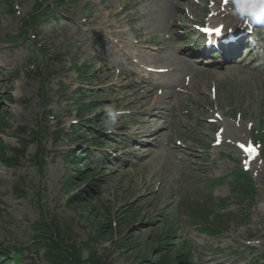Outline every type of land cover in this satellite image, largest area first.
Wrapping results in <instances>:
<instances>
[{
    "label": "rangeland",
    "instance_id": "1",
    "mask_svg": "<svg viewBox=\"0 0 264 264\" xmlns=\"http://www.w3.org/2000/svg\"><path fill=\"white\" fill-rule=\"evenodd\" d=\"M54 1L57 2L0 0V144L6 158L13 157L16 148H25V157L20 158L16 167L7 168L0 163V242L21 250V264H44L42 253H35L34 239L35 224L42 218L36 203L39 193L44 218L57 216L62 225L71 228L79 242L93 236L90 223L103 224L104 216L115 230L120 225L121 235L116 232L112 239L98 243L100 253L103 249L112 252L111 264H138L139 255L151 245L155 235L163 234L171 226L172 220L176 246L189 249L194 264H248L264 249V162L260 155L246 164L240 148L251 141L258 152L260 145L254 139L260 136L264 139V74L260 69L240 66L189 76L188 68L183 66L182 71L191 80L188 84L185 80L184 88L173 96L174 91L167 87H164L166 93L164 88L152 84L149 88H133L134 78L127 70L128 67L140 71L150 66L166 69L164 63L171 61L163 55L174 47L172 37L176 38V45L181 44L176 37V22L197 19L196 11L203 18L213 11L226 17L231 8L229 0H224L228 2L226 6L223 0H172L173 10L177 6L180 10L164 13L152 0H79L80 5H90L93 17L84 20L80 8L70 9V12L60 9L62 13L44 19L38 29H29L25 34L22 21L34 6L41 3L46 9ZM120 9L122 12L115 16ZM57 17L63 20L56 21ZM101 18L107 23L100 24ZM134 38L143 43L128 46V41ZM106 39L123 46L120 56H110L109 52L114 49L107 43L104 44L110 48H104L102 41ZM102 49L105 51L100 52ZM94 56L97 58L91 59ZM115 60L120 65L111 68ZM219 60H210L209 65ZM80 64L85 68L78 72L76 68ZM177 67L175 63L168 69ZM37 70L45 78L43 82L33 75ZM175 71L178 73L168 76L170 80H176L182 73L179 68ZM86 72L90 79L82 80L78 74ZM78 88L98 95L96 98L100 101L97 100L94 107H100L99 102H103L101 108L93 110L88 117L100 115L99 133L95 132L92 139L106 144L109 153H116L118 146L110 140L107 142L109 134L114 141L125 136L138 140V133L165 125L168 127L163 134L169 133V139H164L150 155L147 149L135 146L132 141V148L123 149L120 154L128 159L121 167L113 168L115 174H111L103 169L106 166L96 171L98 155L91 152L94 148L89 147L87 152L84 144L81 148L66 142L52 145L49 138H42L40 143L49 157L42 164L41 173H37L31 162L36 145L27 144L34 124L45 120L43 125L50 132L55 129L69 132V125L76 120L72 107ZM151 89L163 99L153 97L155 92L150 94ZM110 104L123 109L126 120L118 117L115 131L108 133L103 130V109ZM143 104L146 110L157 105L165 108L166 121L143 127L142 121L147 118L142 114ZM161 112L163 109H158L157 114ZM20 129L25 130L23 134ZM216 137L220 138V143ZM70 150L88 156L84 157L88 166L82 171L88 178L94 176V180L100 181L98 188L92 189L95 193L71 202L68 198L83 190L84 184L74 180L69 194L62 192L66 169L62 155ZM88 168L94 172H87ZM242 168L248 172L255 191L253 195L239 193L229 183L233 179L231 172ZM109 173L111 176H106L107 182L103 183L101 178ZM223 177L220 183L215 181ZM19 179L25 193L20 198L14 191V183ZM209 183L214 186L209 187ZM193 205L220 215L218 219H222L226 227L212 226L221 231L220 236H204L195 230L188 219L191 215L188 208ZM179 212L180 221L177 218L175 221L174 216ZM226 217L230 219L227 221ZM198 222H201L199 218ZM120 239L135 244L116 248L114 243Z\"/></svg>",
    "mask_w": 264,
    "mask_h": 264
},
{
    "label": "trees",
    "instance_id": "2",
    "mask_svg": "<svg viewBox=\"0 0 264 264\" xmlns=\"http://www.w3.org/2000/svg\"><path fill=\"white\" fill-rule=\"evenodd\" d=\"M36 75L37 77H40L39 74ZM84 111V107H77V112L79 116H81L82 112ZM78 129L80 128H73V132L78 133ZM83 129L84 128H81L80 130L84 131ZM20 132L23 134L24 130L21 129ZM42 135L45 136L42 137ZM46 136L47 138L50 137L53 140L54 144H57L61 141L62 132L57 131L51 133L49 136V132L48 130L46 131V127L41 126L40 122H36L35 130L32 131L30 142L38 147V154L33 157V163H35V166L39 171L42 165L41 158L46 153L44 148H42L40 142L41 139H45ZM73 136H75V134H73L72 137ZM1 147L2 146L0 145L1 163L8 167L17 166L19 164V157H23L24 155V150L15 151L14 157L8 159L5 157V152ZM65 159L67 160V158ZM68 163L70 162L68 161ZM72 163H75V161L72 160ZM237 177H240V174H238ZM239 180L241 179L238 178V181ZM233 183L237 184L236 177ZM234 187L235 189L239 190L240 192H244L245 194H250L254 192L252 186L249 185V183H247L244 187L243 183L239 182V186ZM20 188V184H16V186L14 187V190L16 194H18V197H22L25 195V193ZM84 194L90 195L89 191L87 190ZM40 197L41 196L38 193L36 196V203L42 218L39 222L35 224L34 239L36 241L35 253H42L41 257L43 259L44 264H110L109 259L111 252L104 251V253L101 254L96 248V244L99 240L112 238L110 222L106 220V216H104L103 220L100 219L104 222L103 224L102 222H96L94 223V225L93 223H90L93 236L90 237L86 242H79L73 235V231L71 230V228L67 224L62 225L60 223L61 220H58L59 218L57 216H54L50 219L44 218V208L41 205ZM72 200L73 199H71V201ZM78 205L81 207V204L78 203ZM118 229L121 231L120 225L118 226ZM170 243L171 236L169 235L165 239L159 241L157 249H155L156 253L154 260L152 262L149 261L144 264H192L190 257H188L186 254L182 255V253L178 250H176V252H174V250H171L172 246ZM133 244V242L125 243V241H121L120 243L116 244V248H127L132 246ZM8 249L9 248L4 246L3 243H0V258L11 257L13 260H15L16 264H19L22 260L21 250L17 248H11L14 252V255H11L8 252ZM142 255H139L138 260H142ZM147 259L148 257H145L146 261Z\"/></svg>",
    "mask_w": 264,
    "mask_h": 264
},
{
    "label": "clouds",
    "instance_id": "3",
    "mask_svg": "<svg viewBox=\"0 0 264 264\" xmlns=\"http://www.w3.org/2000/svg\"><path fill=\"white\" fill-rule=\"evenodd\" d=\"M231 8L229 11L237 17L244 27L249 30L255 26L264 27V0H229ZM104 130L108 133L115 131L118 125V117L126 115L123 109L115 104L104 107Z\"/></svg>",
    "mask_w": 264,
    "mask_h": 264
},
{
    "label": "bare ground",
    "instance_id": "4",
    "mask_svg": "<svg viewBox=\"0 0 264 264\" xmlns=\"http://www.w3.org/2000/svg\"><path fill=\"white\" fill-rule=\"evenodd\" d=\"M155 5L157 6H161L162 8L160 9V12L164 13V12H168V11H173V8L172 6H170V3L172 2V0H152ZM178 11V10H177ZM119 13L116 12L115 15H118ZM101 21H102V24L104 23L102 18H101ZM146 30V29H144ZM183 54H186V55H189V53H183ZM164 56L167 57V60L171 61V62H167V63H164L165 67L167 70H169L168 68H172V65H174L175 63L176 64H179V65H189L188 63V60L186 59V57L184 55L182 56H178L176 54V52L174 51H171L169 54H165ZM204 64V63H202ZM221 64H217L214 68H217L218 66H220ZM165 77V75H163ZM167 87H171V85L167 84L166 85ZM144 108V111H143V114L145 115H152V112H151V109L150 110H146V106L143 104L142 105ZM162 117L160 118H155L154 117V120H152V122H156V121H159ZM162 137V134L160 132H153L152 133V138L151 140H153L155 142V145L159 144V141Z\"/></svg>",
    "mask_w": 264,
    "mask_h": 264
},
{
    "label": "snow or ice",
    "instance_id": "5",
    "mask_svg": "<svg viewBox=\"0 0 264 264\" xmlns=\"http://www.w3.org/2000/svg\"><path fill=\"white\" fill-rule=\"evenodd\" d=\"M206 31H208L209 33H214V34H216V35H219L221 29H220V28H216V29H209V30H206ZM247 150H248L249 152H252V149H251V148H249V149H247Z\"/></svg>",
    "mask_w": 264,
    "mask_h": 264
}]
</instances>
